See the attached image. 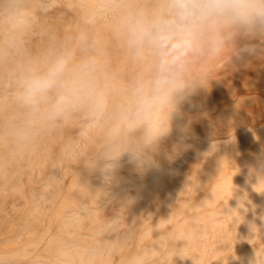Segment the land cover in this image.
Masks as SVG:
<instances>
[{"label": "rangeland", "instance_id": "obj_1", "mask_svg": "<svg viewBox=\"0 0 264 264\" xmlns=\"http://www.w3.org/2000/svg\"><path fill=\"white\" fill-rule=\"evenodd\" d=\"M7 3L16 11L0 0V264H248L264 250V192L254 188L264 175V41L237 37L238 50L256 49L239 57L189 56L155 164L138 171L125 154L104 173L97 150L129 128L142 136L134 113L158 75L129 26L166 0ZM58 56L68 60L60 83L21 104L23 82Z\"/></svg>", "mask_w": 264, "mask_h": 264}, {"label": "clouds", "instance_id": "obj_2", "mask_svg": "<svg viewBox=\"0 0 264 264\" xmlns=\"http://www.w3.org/2000/svg\"><path fill=\"white\" fill-rule=\"evenodd\" d=\"M4 7L9 14L16 11L7 0ZM129 34L138 56L143 55L146 47L156 55L158 75L151 92L140 95L134 113L143 124L142 136L134 138V129L129 128L131 134L110 139L97 150L98 159L104 161V173L114 172L125 154L138 171L155 164L152 153L159 150L160 141L169 133L171 113L186 91L180 71L183 64L192 55L227 58L229 53L239 57L241 52H255V47L238 50L235 41L237 37L264 41V0H166L165 8L153 20L131 24ZM67 70L68 60L58 56L47 71L33 74L23 82L19 102L35 106L60 83ZM162 105L168 107V113L154 118ZM254 188L264 192V175H257ZM239 207H244L243 202ZM233 210L238 213L236 224L243 222V216ZM250 228L253 233L258 231L254 223ZM248 264H264V250H255Z\"/></svg>", "mask_w": 264, "mask_h": 264}, {"label": "bare ground", "instance_id": "obj_3", "mask_svg": "<svg viewBox=\"0 0 264 264\" xmlns=\"http://www.w3.org/2000/svg\"><path fill=\"white\" fill-rule=\"evenodd\" d=\"M80 1V0H79ZM87 2H88V0H87ZM81 4V3H80ZM89 4V3H88ZM93 4V3H92ZM91 3L89 4V5H92ZM85 8V7H84ZM258 43V42H257ZM256 43V44H257ZM255 44V43H254ZM255 44V45H256ZM247 46H248V44H246ZM254 45V46H255ZM1 47H3V43H1L0 44V48ZM246 47V46H245ZM244 54V53H243ZM231 64H233V65H236V62H232ZM241 66V65H240ZM0 69H1V67H0ZM90 187V189H89V192H88V194L89 195H92V196H96L97 194H99V190L98 189H96V186L94 185L93 187H91V185L89 186ZM114 243H116V242H114ZM117 245H119V244H117Z\"/></svg>", "mask_w": 264, "mask_h": 264}, {"label": "crops", "instance_id": "obj_4", "mask_svg": "<svg viewBox=\"0 0 264 264\" xmlns=\"http://www.w3.org/2000/svg\"><path fill=\"white\" fill-rule=\"evenodd\" d=\"M119 120H121V118H120ZM113 132H115V131H113ZM118 132H119V131H118ZM118 132H117V133H118ZM115 133H116V132H115ZM120 136H121V135L119 134L118 136H114V137H120Z\"/></svg>", "mask_w": 264, "mask_h": 264}]
</instances>
